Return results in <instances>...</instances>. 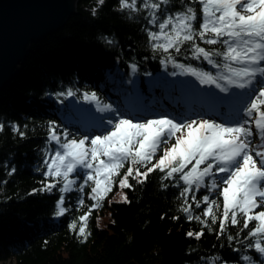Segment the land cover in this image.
Segmentation results:
<instances>
[{
  "label": "trees",
  "instance_id": "obj_1",
  "mask_svg": "<svg viewBox=\"0 0 264 264\" xmlns=\"http://www.w3.org/2000/svg\"><path fill=\"white\" fill-rule=\"evenodd\" d=\"M142 2L138 0V8ZM189 4L197 11L198 26L199 4L170 0L161 5L154 27L148 23V11L143 8L139 12H122L118 10V0H105L102 6L98 0H79L75 14L61 29L30 46L17 75L0 92V124L4 126L0 131V264H213L214 257L220 258L215 264H244L240 259L244 255L250 256L254 264H264V258L249 247L255 238L245 239L255 222L244 232H240L241 220L240 225L228 226L220 236L218 223L211 231L203 229L200 239L187 236L189 231H200L201 225L188 222L180 211L181 188L173 180H162L159 171L151 173L143 184L130 177L132 189L121 190L118 182L114 184L102 207L89 217L87 230L91 234L84 242L69 229V224L91 205L87 197L90 188L67 194L68 211L63 216L56 215L60 185L51 192L33 194L45 179V153L56 147L48 141L50 123L61 132L67 131L69 138L98 134L91 128L92 116L83 111L76 113L70 105L88 108L90 102L84 99L85 93L95 92L101 106L109 104L134 121L144 118L136 112L137 102L144 114L152 118L167 115L179 120L200 114L220 123L223 115L228 117L227 107L202 92L183 95L165 85H146L150 77L164 79L183 74L182 69L167 61L168 55L174 56L176 63L215 74L216 69L206 62L191 59L187 45L177 55L171 49L169 53L153 49L154 43L163 40L149 41V30L159 31V22ZM93 8H97L95 16ZM105 37L113 43H107ZM173 72L177 74L172 75ZM128 80L134 82V89L125 85ZM69 89L74 96L66 95ZM62 92L65 95H58ZM239 94L244 93L240 90ZM95 117H115V113L98 112ZM13 126L24 135L13 131ZM127 167L125 164L121 169V176ZM13 168L14 174L9 175ZM82 181L81 172L77 185ZM121 191L131 203L122 202ZM202 194H207L206 190L198 192L197 198ZM212 195L216 197L215 193ZM81 196L85 206L78 210ZM203 207L206 205L201 209L193 206L194 214H200ZM99 216L106 218L103 228L97 226ZM175 216L180 218L173 219ZM228 235L234 237L233 241L227 239Z\"/></svg>",
  "mask_w": 264,
  "mask_h": 264
},
{
  "label": "snow or ice",
  "instance_id": "obj_2",
  "mask_svg": "<svg viewBox=\"0 0 264 264\" xmlns=\"http://www.w3.org/2000/svg\"><path fill=\"white\" fill-rule=\"evenodd\" d=\"M169 2L143 0L138 8V0H118V10L139 12L143 8L150 17L148 23L156 27L161 5ZM104 3L105 0H98L99 6ZM190 3L200 5L198 26L197 11L189 4L159 22V31L149 30L148 38L150 42L163 40L154 43L153 49L164 53L171 49L179 55L187 45L191 59L202 60L216 69L213 74L176 63L172 55L166 57L174 68L182 69L183 74L194 77L201 85L214 86L226 95V99H216L219 105L229 109L227 121L218 123L200 114L179 120L164 115L134 121L117 113L109 104L101 106L95 92L85 93L84 99L95 103L97 112H112L115 117H90L91 128L98 134L88 133L82 138H69L67 131L61 132L57 125L50 123L48 141L56 147L45 153V179L33 194L51 192L60 185L56 215L63 216L68 211L67 194L83 193L85 187L90 188L87 197L91 205L69 224V229L84 242L91 234L87 230L89 217L102 207L114 184L118 182L121 190L132 189L130 177L143 184L151 173L159 171L163 174L162 180H173L175 186L181 188L180 211L188 222L201 225L200 231H189L187 236L200 239L203 229L211 231L217 223L220 236L228 226L240 225L241 220L240 232H244L255 222L245 239L255 238L249 247L264 258V0H190ZM96 12L97 8H93L92 15ZM132 68L136 70L135 65ZM233 88L244 94L229 95ZM66 95L71 97L75 93L69 89ZM3 128L0 124V131ZM13 131L24 135L17 126H13ZM125 164L128 167L121 176ZM14 172L13 168L9 175ZM81 172L83 181L77 185ZM202 189L207 194L198 199L197 193ZM121 195L122 202L131 203L122 191ZM77 205L78 210L84 208L83 196L78 198ZM202 205H206L202 212L194 214L193 206L201 209ZM227 239L233 241L234 237L228 235ZM240 259L244 264H254L248 255ZM219 260L214 257L213 264Z\"/></svg>",
  "mask_w": 264,
  "mask_h": 264
},
{
  "label": "water",
  "instance_id": "obj_3",
  "mask_svg": "<svg viewBox=\"0 0 264 264\" xmlns=\"http://www.w3.org/2000/svg\"><path fill=\"white\" fill-rule=\"evenodd\" d=\"M78 1L0 0V92L17 75L30 46L61 29Z\"/></svg>",
  "mask_w": 264,
  "mask_h": 264
},
{
  "label": "rangeland",
  "instance_id": "obj_4",
  "mask_svg": "<svg viewBox=\"0 0 264 264\" xmlns=\"http://www.w3.org/2000/svg\"><path fill=\"white\" fill-rule=\"evenodd\" d=\"M155 84L165 85V87H167L168 89H176L180 91L183 95L196 94L198 92H202L206 94V96L211 101H217L216 98H225V99L227 98L224 93H220L218 89L214 88V86L210 87V86L201 85L194 77L187 75V74H181L180 76H175L173 78H164V79L154 76V77L148 78L146 81V85L148 86H153ZM125 85L130 86L133 89L135 88L134 82H132V80L125 81ZM239 92L240 90L233 88L231 89V92L229 95H231V93H239ZM137 103L138 104L136 106V112L139 114V116H143L144 117L143 119H152V117L144 114V111L141 107V103L140 102H137ZM70 105L72 109L74 110V112L76 113L83 111L85 114H89L91 116H94L97 113L96 104L92 102L89 103L90 106L88 109H85V107H83L82 105L75 104V103H71ZM190 111L191 110L189 109L188 114L190 113ZM181 118H184V117H180V119ZM143 119H136V120H139L142 122ZM222 119H223V122H226L227 116L223 115ZM105 220H106L105 217L99 216L97 218V226L99 228H103L105 226ZM1 264H13V262H5Z\"/></svg>",
  "mask_w": 264,
  "mask_h": 264
}]
</instances>
